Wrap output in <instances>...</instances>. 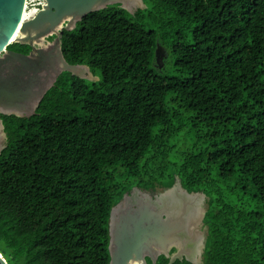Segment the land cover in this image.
I'll return each instance as SVG.
<instances>
[{
	"label": "trees",
	"instance_id": "1",
	"mask_svg": "<svg viewBox=\"0 0 264 264\" xmlns=\"http://www.w3.org/2000/svg\"><path fill=\"white\" fill-rule=\"evenodd\" d=\"M142 1L63 31L96 80L64 71L33 114H0L7 264H109L111 208L175 177L206 197L199 264H264V0Z\"/></svg>",
	"mask_w": 264,
	"mask_h": 264
},
{
	"label": "water",
	"instance_id": "2",
	"mask_svg": "<svg viewBox=\"0 0 264 264\" xmlns=\"http://www.w3.org/2000/svg\"><path fill=\"white\" fill-rule=\"evenodd\" d=\"M113 3L129 12L144 5L142 0H43L36 12L26 16V0H0V114H33L64 71L96 80L86 65L66 61L61 38L87 14ZM12 43L27 45L30 51L9 49ZM2 138L6 140L0 119ZM4 146L5 142L0 144V151ZM204 198L202 192L182 188L178 177L159 191L133 186L110 211L109 264H148L147 258L153 264L161 254L169 263L183 258L201 263L206 241L201 235ZM194 214L199 221L192 227ZM0 264H7L1 253Z\"/></svg>",
	"mask_w": 264,
	"mask_h": 264
},
{
	"label": "built area",
	"instance_id": "3",
	"mask_svg": "<svg viewBox=\"0 0 264 264\" xmlns=\"http://www.w3.org/2000/svg\"><path fill=\"white\" fill-rule=\"evenodd\" d=\"M42 3L43 0H26L25 7L26 9H34V12H36L40 8Z\"/></svg>",
	"mask_w": 264,
	"mask_h": 264
},
{
	"label": "rangeland",
	"instance_id": "4",
	"mask_svg": "<svg viewBox=\"0 0 264 264\" xmlns=\"http://www.w3.org/2000/svg\"><path fill=\"white\" fill-rule=\"evenodd\" d=\"M31 8V7H30ZM97 77V76H96ZM5 142V138H2L0 141V144H3ZM155 190V189H154ZM160 189H158L157 191H159ZM203 208H206V198H204V202H203ZM199 221V220H198ZM201 224V223H200ZM201 235L202 237L206 236V227L204 226V224L201 225ZM168 264H170L168 262Z\"/></svg>",
	"mask_w": 264,
	"mask_h": 264
},
{
	"label": "bare ground",
	"instance_id": "5",
	"mask_svg": "<svg viewBox=\"0 0 264 264\" xmlns=\"http://www.w3.org/2000/svg\"><path fill=\"white\" fill-rule=\"evenodd\" d=\"M34 13V9H29V11H26V16H30ZM196 214H194L191 218V223L193 224L195 221V223L192 225V227H194V225L198 222L197 220H199V216L198 218H196Z\"/></svg>",
	"mask_w": 264,
	"mask_h": 264
},
{
	"label": "flooded vegetation",
	"instance_id": "6",
	"mask_svg": "<svg viewBox=\"0 0 264 264\" xmlns=\"http://www.w3.org/2000/svg\"><path fill=\"white\" fill-rule=\"evenodd\" d=\"M26 11H29V9H26V7H25V12ZM51 37V36H50ZM48 40H51V39H49V38H47ZM47 41V40H46ZM28 47V49L27 48H19V49H16V50H14V49H12V50H14V51H18V52H21V53H24V54H27L29 51H30V47L29 46H27ZM141 190H143L142 188H141ZM158 189H155V191H157ZM150 191V190H149ZM171 251H173V249H171Z\"/></svg>",
	"mask_w": 264,
	"mask_h": 264
}]
</instances>
